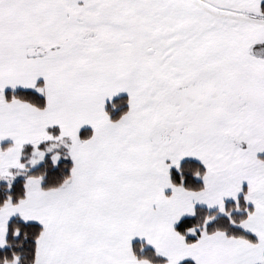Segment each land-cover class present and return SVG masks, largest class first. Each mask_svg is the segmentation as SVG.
<instances>
[{
	"label": "snow or ice",
	"instance_id": "1",
	"mask_svg": "<svg viewBox=\"0 0 264 264\" xmlns=\"http://www.w3.org/2000/svg\"><path fill=\"white\" fill-rule=\"evenodd\" d=\"M0 264H264V0H0Z\"/></svg>",
	"mask_w": 264,
	"mask_h": 264
}]
</instances>
